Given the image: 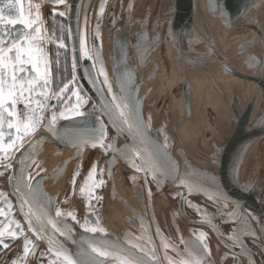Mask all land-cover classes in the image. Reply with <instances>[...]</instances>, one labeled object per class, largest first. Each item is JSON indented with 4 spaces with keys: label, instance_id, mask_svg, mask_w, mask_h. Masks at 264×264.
<instances>
[{
    "label": "water",
    "instance_id": "1",
    "mask_svg": "<svg viewBox=\"0 0 264 264\" xmlns=\"http://www.w3.org/2000/svg\"><path fill=\"white\" fill-rule=\"evenodd\" d=\"M68 1L22 0L24 14L28 15L30 12L32 17H36L34 27L41 29L40 35L44 39L41 41L40 47L47 54L48 60L49 43L44 9L49 5L57 7ZM138 1L113 0L107 15L105 13L109 0H102L99 5L93 4V0H70L68 10L54 9L56 13L67 12L69 14L75 77L72 84L69 83L67 88L63 87L64 91L61 92L54 89L50 75V87L43 90L48 94V99L43 104L44 112L41 114L35 102L31 106L36 111V117L39 118L42 115L43 119L40 120L35 133L24 138L23 148L8 149L7 146L15 139L16 132L15 129H8L7 124L4 126L5 132L3 140H0V147H3L5 152L0 153V165H11V167H0V175H8L7 189H0V211L3 213L0 215V224H2L0 230L7 233L15 227L9 225L7 219L10 214L16 212L17 222L23 231L18 233L15 239L5 238L7 247H0V255L9 249L15 240H21L25 230H28L34 237L41 240L51 253L64 259L61 261L53 258L47 264H67L65 256L71 257L74 264H81V261L89 264L92 258L86 255L81 256V252L84 249L101 247L104 244L111 245L107 249H102L109 252L110 255L97 256L95 264H120L121 258L129 260L141 258L143 264H193L196 260L201 261L202 264H225L228 260H232V264H264V253L260 255L245 244H243V248L240 247V244L233 247V244H226L222 238L220 240L223 244H218L208 236L209 239L208 237L206 239L207 250L203 247L204 240L201 241L197 237L191 238V231L184 236L183 244L173 242L169 234L160 228L155 211V191L151 187L152 184L147 181L149 177L152 178L155 181L152 186H155L157 191L163 189L161 197L166 199H169L168 195H170L172 187L176 186L181 197L182 209H184L183 204L188 192L201 193L238 205L244 203L247 209L254 214L255 221L261 231V236H257L259 239L257 247L264 251V185L251 192L237 182L232 172L240 148L252 140L264 137V73L259 67L264 51L256 46L254 35L243 39L235 46V54H245L241 60L245 69H254L255 73H263L260 77H254L255 81L260 84L259 92L262 99L259 110L255 112V115H252L255 109V100L253 99L245 111L239 112L237 106L240 101L234 99L231 109L235 115L233 120L236 122L239 120L238 126L226 147L218 146L213 142L215 148L217 147L221 151L219 158L214 159L215 157L212 155L213 161L216 160L219 163V172L215 174L216 179L214 178L211 185L186 181L185 175L181 172L179 161L170 154L173 136L166 124H160L153 118L149 102L145 101L148 98L147 92L142 91L144 77L142 70L151 60L152 40L158 56L156 69L153 71L155 73L160 64V55L158 54L161 50L163 29L167 23L170 25L173 20L160 22V18H156L151 38L149 21L154 11L150 7L151 5H147L142 13H138L136 11ZM217 1L215 18L224 24L238 23L237 27L248 28L252 34L264 30V25L257 19H252L250 22L244 21L247 14L264 0ZM102 6L103 11H101ZM176 7L177 13L173 27L177 30L183 25L191 28L193 0H177ZM173 9V5L168 6L159 14L161 16L171 14ZM105 16H107L106 25L104 23ZM87 17H90L91 20L94 17L93 32ZM80 18H82V22H80ZM122 19H124L123 24L120 23ZM23 31L21 25H17L14 29L17 35ZM91 33H94V40L90 39ZM104 34L108 39L107 43L111 45L108 61L102 49ZM95 48L97 53L92 55L91 51ZM218 56L219 62H223L222 65L226 66L225 59L219 54ZM40 64L43 70V59ZM230 69L227 67L224 71H230ZM70 86L75 88L64 102L65 94L69 91ZM185 90L186 105H188L189 82H186ZM114 97L120 99L117 100ZM120 100H123L127 106L125 111L131 113L130 117L123 118L132 125L130 129L122 123V118L119 116L117 104L120 103ZM53 110L58 116L63 113L55 123V131L47 127ZM76 110L83 115L77 116ZM16 111L18 115L24 112L23 100L17 103ZM10 119L15 121L16 117H10ZM110 128L114 131L115 137L111 134ZM172 128L174 132H177L176 125ZM10 131L13 133L12 140L8 136ZM101 133L104 134L103 139H96L101 136ZM29 142H31V146H29ZM113 144L115 150L110 147ZM49 146H52L50 152ZM97 148L103 149L108 157V176L111 182L108 190L109 196L119 201L122 200L130 209L132 215L126 214L125 218L128 225L134 229L124 227L114 230L102 225L92 208L85 206L84 199L87 189L83 190L80 198L81 206L87 210V227L80 226L74 204H71L65 211L59 204V197L63 191L62 181L66 179L68 171L70 170L71 173L70 194L72 196L78 177L85 165L88 151ZM66 153H69V156H65ZM79 154L80 156H78ZM72 156H76L77 160L73 163L71 170L73 160L68 158ZM117 158L131 169L142 172L147 177L143 184L133 182L132 193L135 201L130 200L118 190V182L122 183V181L119 178H113L115 176L113 173L114 162ZM22 170H24L23 176L30 178L29 183L37 186L36 199L30 201L34 205L31 217L32 226L29 224V218L25 215L28 207H21L20 193L24 192ZM201 172L207 174L205 171ZM18 188L20 193L17 192ZM57 212H60L61 215L57 216ZM40 214H43V231L38 233L35 229L41 226V222L36 220V216ZM49 220L54 222L56 227L65 234L60 235L59 232L54 231L52 224L48 223ZM205 224L218 235L214 219H207ZM239 226L240 224H238ZM93 227L102 228L104 231H88ZM49 238L52 239L55 246L49 243ZM156 240L160 244H156ZM209 240H212L213 244H209ZM129 250L132 253L130 256L128 255ZM18 264L22 263L18 262ZM39 264L46 263L40 261Z\"/></svg>",
    "mask_w": 264,
    "mask_h": 264
},
{
    "label": "rangeland",
    "instance_id": "2",
    "mask_svg": "<svg viewBox=\"0 0 264 264\" xmlns=\"http://www.w3.org/2000/svg\"><path fill=\"white\" fill-rule=\"evenodd\" d=\"M217 2V0H195V19L192 20L191 28H187L186 25H183L178 30L175 29L173 27L175 14L172 16L171 20H173V22L170 23V25L167 23L163 30V59L165 65L163 69V76H166L167 79L164 80L162 85L152 88V90L149 91L147 99V102H149L148 105L152 109L153 118L160 124H169L170 121L175 119L179 113L178 116L183 126L187 129H191L188 133L189 139H186L191 144V147L194 149L196 146L199 147V149L210 152L211 155L215 157L214 159L221 156V151L217 147L215 148L213 142L217 145L225 146L237 126V122L233 120L230 113V104L233 103L234 99H239V105L242 107L241 108L239 106V111L243 112L246 105L249 104L250 100L253 98L254 94H259L258 85H254V83L250 80L239 78L237 75L232 73L239 72V69L240 71H244L245 73L252 75L251 70L241 69L239 67L242 54H235V46H237L238 43L247 36L249 37L253 35L250 29L242 26L230 29L225 27L226 25L224 26L219 23V21L215 18L217 28L214 32L218 34L217 36H219V48L237 63V70L235 68V70L230 69L228 73V71H224L225 67H218L214 63H203L200 60L199 47L201 46L202 37L199 34V30L203 24L202 15L204 14V9H206L205 4L208 3L209 11L215 17L214 13ZM176 3V0H156L155 9L159 14L162 13L168 6H175ZM252 19H257L259 20L258 22L264 25V1L259 6L254 7L247 14L244 21L250 22ZM254 41L257 42L256 44H259L258 48L264 51V34L262 39L261 37H259V39L255 38ZM204 50L208 51L212 58L214 57L212 45H206ZM261 61L264 62V54H262ZM199 66H201V68H199ZM171 67L173 72L184 70L186 75H188L194 82L191 94L192 100H189V104L186 105L185 99L183 107V97H187L186 92H184L185 86L183 81H179L182 79L179 78L176 80L173 78ZM261 69L264 70V68ZM240 90L242 92L246 91L245 96L240 93ZM260 102V96L258 95L256 98L255 109L253 111L254 113L256 111L258 112ZM183 139L185 138L183 137ZM199 140H202L204 144ZM181 142V140L178 141L179 144ZM195 150L191 151V156L193 158H189L190 160L198 158L195 154L196 152H193ZM95 151V155L97 156L94 161L98 159L99 155L103 160L105 159L106 154L103 149L97 148ZM202 164L207 166L204 168L208 169L209 167H214L219 172V163L216 160H214V162H203ZM118 167H120L118 168V172L123 174V167L121 165ZM92 171L93 164H88L86 172L83 174L82 186L75 188V192L77 194H81L89 183V186L91 187L92 179L88 180V177ZM232 172L234 173L237 182L246 189L253 191L264 185V137L259 140H252L240 148L236 155ZM7 176V174L0 175V189H7ZM70 177L71 173L69 172L59 202H63V200H66L67 202L71 199L70 192L72 184ZM105 195L106 191H104L101 196V198L103 197V200H100L98 203L96 202L97 206H95L98 209H102V207L105 206ZM190 200L192 203H196L201 206L208 204L207 200L199 196H191ZM94 202L91 200L89 206L92 207V203ZM231 207L233 208V206ZM112 210L116 211V216L120 218V213L113 208ZM253 231L256 239L257 236H261V231L259 230L257 224L255 227L253 226ZM227 232L233 235L234 225L233 227L229 226ZM22 247H24V244H16V246H14L11 250L4 253L0 259V264H18L21 260V255L23 254V251H20V248L22 249ZM36 253L37 248L33 251V253H30L29 255L27 254V258L31 256L28 262L23 261L21 263L34 264Z\"/></svg>",
    "mask_w": 264,
    "mask_h": 264
},
{
    "label": "flooded vegetation",
    "instance_id": "3",
    "mask_svg": "<svg viewBox=\"0 0 264 264\" xmlns=\"http://www.w3.org/2000/svg\"><path fill=\"white\" fill-rule=\"evenodd\" d=\"M57 1H61V0H57ZM62 1H65V0H62ZM101 1L102 0H93L92 3L99 5ZM112 3H113V0H109L108 5H107V11H106L105 15L108 14L109 8H110ZM155 3H156V0H139L138 3L136 4V11L138 13H142V11L145 9V7L147 5H151L150 7H152V9L154 11L153 15L149 21V29H150L151 38H152L153 29H154V20L156 18H160V22L162 20L163 21L164 20H171L172 16L174 14H175V18H176V13H177V9H176L177 3H176L171 14L161 16L157 13V11L155 9ZM69 8H70V0L67 3H64L63 5H59L57 7L49 5L44 9V15L46 17V22H47V33H48V43H49V47H48V49H49V61L51 62V77H52V81H53V87H54V89H56L58 91L61 90L65 85H68L69 83L72 84L73 78L75 77V75H74L75 70H74V65H73V45H72V36H71V24H70L69 14H67V12H64V11L68 10ZM54 9L64 10L63 11L64 13L61 15L62 12L56 13L54 11ZM87 18H89V21L87 19H86V21H88V23L91 24V30L93 32V23L92 22L94 21V17L92 18V20L90 19V17H87ZM106 18H107V16H105V18H104L105 19V21H104L105 25L107 24ZM175 18H174V21H175ZM217 21H219V23H221L224 26L226 25L225 27H228L230 29L235 28L238 25V23H235L233 25H227L218 19H217ZM80 22H82V18H80ZM141 22H143V21H141ZM120 23L123 24L124 19H122L120 21ZM91 34H92V36L90 37V39L94 40V33H91ZM263 34H264V30H261L260 32L258 31L253 35H255V38L259 39V37H261V39H262ZM246 38H248V36ZM107 40L108 39L106 38V36L104 34L103 39H102V41H103L102 49H103V54L105 55L106 59L108 57L109 51L111 50V48H110L111 45L109 43H107ZM256 43L257 42H255V44ZM61 44H63L64 46L62 47ZM163 45H164V42H163V35H162V37H161V50H160V54H158V55H160L159 56L160 64H159V67L156 70V72L153 73V71H155V69H156V63H157L158 56H157V53L155 52L154 42L152 40L151 60H150L149 64L142 70V73L144 76L143 77L142 91H147V90L150 91L155 86L162 85L164 83V80L167 79L166 76H163V69L165 66L164 65V59H163ZM256 46L258 47L259 44H256ZM95 53H97L96 48L91 51L92 55H96ZM244 56H245V54L244 55L242 54L241 60L244 58ZM107 61H108V59H107ZM259 67L264 68V62L261 61L259 64ZM199 68H201V66H199ZM246 70H251L252 75H254L256 77H260L264 73V71L262 69H261L262 70L261 72H263V73H255V71H253L254 69L253 70L252 69H246ZM171 72H172L173 78L176 80H178L179 78L182 79L179 81H183V84H185V80L187 78L189 79L190 91H189L188 98H189V100H192L191 94H192L194 82L190 79V77L188 75H186L184 70L183 71L180 70L179 72L178 71L173 72L172 67H171ZM239 72H244V71L239 70ZM237 77H239V76H237ZM239 78H242V77H239ZM251 82L254 83V85H258L257 82H253V81H251ZM79 85H81V84L79 83ZM74 88H75L74 86L69 87V91L65 94L64 102L72 94ZM149 91L147 93V97L149 95ZM184 92H186V90ZM240 93L243 95L241 90H240ZM184 95H185V93H184ZM186 98L187 97H183L182 107H183V103L185 102ZM147 99L148 98H146L145 101H147ZM239 106H237L238 109H239ZM182 107H181V109H182ZM181 109H180V111H181ZM239 112H237V113H239ZM178 115H179V113L177 114L176 119H177V122L179 123V127L182 130L181 135L185 139L179 138L175 134V132L173 131L171 124L170 123L167 124V128L169 129V131L171 132V135L173 136L172 137L173 138V144H171V146H170V151H171L170 154L173 158H175L176 160L179 161L180 167H181V172L185 175L186 180H193V181H197V182H201V183H205V184L206 183L212 184L214 182V180L216 179L215 173H218V171L214 167L213 168L209 167L208 168L210 170L209 171L207 168H204L207 166H205V164H202V163L203 162H214L213 156L211 155L210 152L199 149V147L195 146L196 150H195V148L193 149L191 147V144L186 140V139H189V134H188L189 130L183 126ZM111 132H112L111 134L113 135V137H115L116 135L114 134V131L112 129H111ZM179 140L182 141L180 144L178 143ZM118 141H121V140L118 139ZM199 141L204 144V142L202 140H199ZM178 150H180V152H178ZM192 150H195L193 152H196L195 154H196V156H198V158L194 157L197 162L195 161V159L194 160L189 159L192 157L191 156ZM95 154H96L95 150L88 151V154L86 155L85 165H84V167H83V169H82V171L78 177V180H77L76 188L82 186L83 174H84V172H86L87 165L93 164V171L89 174L90 176L88 177V180L92 179V182H91L92 184H91V187L89 186L90 183L86 187L87 194H86V198L84 199V203H85L86 207H91V206H89L91 200H92V202L95 201L94 203H92V205H93L91 207L92 211L94 212L97 219L99 220V222L102 225L109 227L107 222L105 221V218H104V206L102 207V209H98L96 207L97 206L96 202L98 203V202H100V200H103L102 199L103 197L101 198L100 195H102L104 193V190L108 189V186H109V184H107L108 180L110 181V178L107 174V172H108V157L105 155L106 157L103 160L99 155L98 159L96 161H94V159L97 156ZM78 156H80V154ZM81 156H82V153H81ZM76 160L77 159L75 156L73 158V161H74L73 163H75ZM119 165H121L124 169L122 171L123 176H117V173H119L118 168H120V167H118ZM201 171H205L207 174H203ZM69 172H70V170H69ZM213 172H215V173H213ZM68 173H67V176H68ZM113 173L115 174V176L113 178H117V179L119 178L120 181L124 180V178H125V183H126L127 187H128V185L130 186V182H132V186H133V182H135V181L139 182V184H143L145 182V179L147 178L144 173L131 169L119 158H117V160H115V162H114ZM102 178H103V180H102ZM65 181H66V179H65ZM147 181L149 184H152V185L155 184L154 183L155 181L150 177L148 178ZM152 185H151V187L155 191L154 192V199L155 198L157 199V201H156L157 205L156 206L158 207L157 208L158 213H159L160 207H163L165 209V212H166V216L164 215L163 217H159L157 215L158 220H159V224H160V228L165 233H168L170 238L176 244H183L182 242L184 241V237H183V240L182 239L180 240V238H182L181 237L182 234H185L186 232H190V231H192L196 237H199V239L205 237V235H203V233H202L204 231L205 234H208L218 244H221L219 242V240L216 238V236L213 233V231L211 230V228L202 223V222L206 223L207 219L208 220L214 219L215 223L217 225V228L220 231V234L223 237V239L225 240L226 244H228V243L234 244L235 243L236 245H238V244H240V242H242L243 244L249 246L251 249L257 251L260 255H262V253H264V251L262 249H258V247H257L258 240L255 238V233L253 231V226L255 227L257 224L255 221V217L253 216L254 214L252 212H250L248 209H246L244 206L240 207L236 203L227 202L225 200H221L218 198H212V197H209L206 195L187 193L185 196L184 204H183L184 209H182L181 208V206H182L181 197L178 194L176 186L172 187L170 195H168L169 199H166V198L161 197V193L164 190L161 189V191H157L156 187L152 186ZM110 186H111V182H110ZM63 188H64V186L62 187V189ZM82 193H83V191L81 192V194H77L76 192H74V194L71 196V199H69L67 202H66V200L65 201L63 200V202H59V204H60V206H62L64 211L66 209H69L71 204L72 205L74 204L75 210H76V217L78 219L80 226H86L87 227V220H88L87 219V210H85L80 204V198L82 196ZM191 196H199V197L207 200L208 204L205 206H201L199 204L192 203L190 200ZM60 199H61V196L59 197V200ZM231 206H233V208ZM107 211L110 215H112V212L110 210H107ZM159 215H161V214H159ZM107 216H108V214H106V220L108 219ZM7 220L9 221V225L14 227L15 225L12 224L11 221L17 222L16 212L14 214H10V216ZM238 224H240L239 227H238ZM233 225H234V232H233V235H231L229 232H227V229L229 226L233 227ZM129 227L131 229H134L130 225H129ZM177 227L180 228L178 233L175 230V228H177ZM237 233H239V235H240V241L239 242L233 241V239H231ZM25 235L28 237V240L31 242L27 252H25V243H26V241L24 239ZM11 244H13V245L9 249H7L4 253L11 250L14 246H16V244H24V247H22L23 250L20 248V251H23V254L21 255V260L19 261L20 263L23 261L28 262V260H29V258H31V256H29L27 258V254L29 255L30 253H33V251L36 248H37V253H36V258H35L34 264H39L40 261H44V263L47 264L48 261H51V259H53V258L54 259H60L61 261H64V259H62L59 256H56L55 254L51 253L44 246V243L41 240H39L38 238L34 237L31 234V232L28 230H25V234H23V238L21 240H15ZM156 244H160V242L158 240H156ZM209 244H213V241L209 240ZM3 254L0 255V259H1ZM231 262H232V260H228L226 262V264H231ZM217 264H219V263H217Z\"/></svg>",
    "mask_w": 264,
    "mask_h": 264
},
{
    "label": "snow or ice",
    "instance_id": "4",
    "mask_svg": "<svg viewBox=\"0 0 264 264\" xmlns=\"http://www.w3.org/2000/svg\"><path fill=\"white\" fill-rule=\"evenodd\" d=\"M101 11H103V6ZM35 19L36 17H32L30 12L28 15L24 14L22 0H0V140H3L4 137L5 124H7L8 129H15L16 132L15 139L7 146L8 149L18 150L23 148L24 138L34 134L39 126L40 120L43 119L42 115L39 118L36 117V111L31 107L33 102H35L42 114L44 112L43 104L48 99V94L43 90L50 87L49 77L51 75V62L47 59V54L44 52L43 48L40 47L44 37L40 35L41 29L39 27H34ZM17 25L23 26L24 29V31L18 35L14 32ZM97 34H99L98 31ZM61 46L63 47L64 45L61 44ZM41 59H43L44 64L43 70L40 64ZM67 87V85L64 86V88ZM60 91L63 92L64 89ZM114 98L117 100L120 99L119 97ZM57 99H59V97H57ZM21 100L24 102V112L18 115L16 105L18 102H21ZM126 107L123 100H120V103L117 104L122 123L130 129L132 125L128 123L127 119H123L124 117L131 116V113L125 111ZM62 115L63 113H60L58 116L55 110H53L47 127L55 131V123ZM76 115L80 116L83 115V113L76 110ZM10 117H16V120L13 121ZM8 136L9 139L12 140L13 133L10 131ZM103 136L104 134L101 133V136L96 139L102 140ZM29 146H31V142H29ZM110 147L115 150L114 144L110 145ZM4 152L5 149L0 147V153ZM0 167H11V165H0ZM23 171L24 170H22L21 178L24 183V192L20 193L19 188L17 192L21 195V207H28V211L25 215L29 218V224L32 226L31 217L33 215L34 205L30 203V201L36 199L37 186L29 183L30 178L23 176ZM2 214V211H0V215ZM56 215L60 216L61 213L57 212ZM42 216L43 214L36 216V220L41 222V226L35 229L38 233L43 231ZM11 223L14 224L15 227L7 233L0 230V247H7L6 237L8 240L15 239L18 233L23 231L18 222L11 221ZM48 223H51L54 231L59 232L60 235L65 234L61 232L51 220H49ZM0 227H2V224H0ZM88 231L97 232L104 230L102 228L93 227L89 228ZM24 239L26 241L25 252H27L31 242L26 235ZM232 239L233 241L239 242V233L235 234ZM49 243L55 246L51 238H49ZM232 246L235 247L236 244L234 243ZM109 247H111V245L104 244L101 245V247L84 249L81 252V256L86 255L91 257L92 260L89 264H95L97 256L104 257L110 255L106 250H102ZM203 247L207 250L206 239L203 241ZM240 247L243 248L242 242H240ZM131 254V250H129L128 255L130 256ZM65 260L67 264H74V261L69 256H65ZM81 264H85V262L81 261ZM120 264H143V261L141 258H136L134 260L121 258ZM193 264H202V262L196 260Z\"/></svg>",
    "mask_w": 264,
    "mask_h": 264
},
{
    "label": "bare ground",
    "instance_id": "5",
    "mask_svg": "<svg viewBox=\"0 0 264 264\" xmlns=\"http://www.w3.org/2000/svg\"><path fill=\"white\" fill-rule=\"evenodd\" d=\"M176 2H177V0H176ZM194 5H195V0H193V11H192V20L193 19H195V11H194ZM206 5V9H204V14L202 15V19H203V24H202V27H201V29L199 30V34L201 35V37H202V41H201V46L199 47V49H200V51H199V57H200V60H201V62H203V63H214L216 66H218V67H230L231 69H233V70H235L237 67H238V65H237V63L234 61V60H232L230 57H229V55H226L225 53H224V51L223 50H220V48H219V36H217L218 34L217 33H215L214 31H215V29L217 28V26H216V20H215V17L213 16V14L212 13H210V11H209V8H208V3H206L205 4ZM217 5H218V2H217V4H216V7H215V9L217 8ZM50 6H52V5H50ZM199 7V6H198ZM197 11V10H196ZM199 12V11H198ZM215 14V13H214ZM197 18H198V16H197ZM217 19V18H216ZM202 21V20H201ZM214 24V25H213ZM200 43V42H199ZM206 45H212L213 46V50H214V53H217V54H220L222 57H223V59H225L226 60V62H225V60H224V64L226 65V66H224V65H222L223 64V62H219L220 61V58H219V56L218 55H214V57L212 58L211 57V55H210V53L208 52V51H206V50H204V48L206 47ZM205 46V47H204ZM219 49V50H218ZM211 51V50H210ZM221 57V58H222ZM213 64V65H214ZM200 65H201V63H200ZM239 67L241 68V69H245L243 66H242V64H241V62H240V64H239ZM235 68V69H234ZM219 70V69H218ZM237 70V69H236ZM220 71V70H219ZM238 71H239V69H238ZM228 73H229V71H228ZM232 73H234V72H232ZM238 73H240V74H238ZM153 74V73H152ZM235 75H237V76H239V77H242L243 79H246V80H250V81H253V82H257V81H255V79H254V77H256V76H254V75H250V74H246V73H244V72H235L234 73ZM186 82H189V91H190V81H189V79L187 78L186 80H185V84H186ZM258 83V85L260 86V84H259V82H257ZM185 84H184V86H185ZM148 91L149 90H147L146 92L148 93ZM259 91H260V88H259ZM260 96V101H261V95H260V92H259V94L258 93H255L254 94V96H253V98L250 100V102L254 99L255 100V105H256V98H257V96ZM186 100H187V98H186ZM188 101H189V98H188ZM249 102V103H250ZM248 105L249 104H247L246 105V108L248 107ZM233 106V103H231L230 104V113H231V116L232 117H235V115H234V113H233V111H231L232 109H231V107ZM242 108V107H241ZM246 108H245V110H246ZM244 109V108H243ZM244 110V111H245ZM252 115H255V113L253 112V114ZM238 120V119H237ZM239 121V120H238ZM237 121V122H238ZM170 124H171V127H173L174 125H176V128H177V132L175 131V134L179 137V138H183L182 137V135H181V133H182V130H181V128L179 127V123L177 122V119L175 118V119H173V120H171L170 121ZM251 124V123H250ZM237 126H238V123H237ZM237 126H236V128H237ZM235 128V129H236ZM173 129V128H172ZM235 132V130L233 131V133ZM232 133V134H233ZM230 139V138H229ZM219 146V145H218ZM50 147V149H49V152L50 151H52L51 149H52V146H49ZM225 147H226V145H225ZM65 156H69V153H66V155ZM73 156L72 157H69L68 159L69 160H73ZM72 165H73V161H72V164H71V168H72ZM70 168V169H71ZM72 170V169H71ZM69 172V171H68ZM107 174H108V172H107ZM67 176V175H66ZM117 176H123V174H120V173H117ZM186 181H189V182H197V181H193V180H186ZM64 182H65V180H63L62 181V187L64 186ZM123 183V184H122ZM122 183H120V182H118V190L120 191V193L121 194H123L124 196H126L127 198H129L130 200H134L135 201V199L133 198V193H132V182H130V186L128 185V187L126 186V183H125V178H124V180H122ZM197 183H201V182H197ZM107 184H109V186H108V189H109V187H110V181L108 180V182H107ZM205 184V183H204ZM209 185H211V184H209ZM108 189H105L104 191H106V195L104 196V200H105V206H104V218H105V221L107 222V224L109 225V227H111L112 229H114V230H119V229H122V228H124V227H127L128 229H130V227H129V225H128V222L126 221V218H125V215L126 214H131V212H130V209H128L127 208V206L122 202V200L121 201H119V200H116V199H113V198H111L110 196H109V193H108ZM251 192H253V191H251ZM188 193H191V192H188ZM102 194V193H101ZM108 194V195H107ZM194 194H197V193H194ZM201 194V193H200ZM103 195V194H102ZM102 195H100V196H102ZM201 195H203V194H201ZM216 198V197H215ZM218 199H220V198H218ZM221 200H223V199H221ZM156 201H157V199L155 198V211H156V214L159 216V217H163L164 215L166 216V212H165V209L163 208V207H160L159 209V213H158V211H157V203H156ZM226 201V200H225ZM102 202H104V201H102ZM234 203V202H233ZM237 204V203H236ZM238 205V204H237ZM238 206H240V207H242V206H244L246 209H247V206H245L244 205V203L243 204H241V205H238ZM112 208L113 209H115V210H118L119 211V213L121 214V216H120V218H118L116 215H117V212L116 211H113L112 210ZM107 210H110L111 212H112V215H110L109 213H108V211ZM249 210V209H248ZM106 214H108V219L106 220ZM159 214H161V215H159ZM132 215V214H131ZM167 219V218H166ZM204 225H206L205 224V222H202ZM169 224V223H168ZM207 226V225H206ZM179 227H177V228H175V230L177 231V233L179 232ZM202 232V231H201ZM187 233V232H186ZM186 233L185 234H182V238H180V240L182 239L183 240V237H184V235H186ZM203 233V235H205V237L204 238H200L199 239V237H197L199 240H201V241H203V240H205V239H207V237L209 236L208 234H205V232L203 231L202 232ZM215 234V233H214ZM219 235V236H218ZM218 235L217 234H215V236H216V238L219 240V242L221 243V244H223L222 242H221V240H220V238H222L223 239V237L221 236V234H220V231L218 230ZM196 236L193 234V232L191 231V238L192 239H194ZM209 238V237H208ZM224 240V239H223ZM225 241V240H224ZM233 262V261H232ZM232 262H231V264H232ZM226 264V263H225Z\"/></svg>",
    "mask_w": 264,
    "mask_h": 264
},
{
    "label": "crops",
    "instance_id": "6",
    "mask_svg": "<svg viewBox=\"0 0 264 264\" xmlns=\"http://www.w3.org/2000/svg\"><path fill=\"white\" fill-rule=\"evenodd\" d=\"M195 81H198V80H195ZM245 92H246V91L242 92L244 96H245V94H246ZM188 130H191V129H188ZM64 186H65V183H64Z\"/></svg>",
    "mask_w": 264,
    "mask_h": 264
}]
</instances>
